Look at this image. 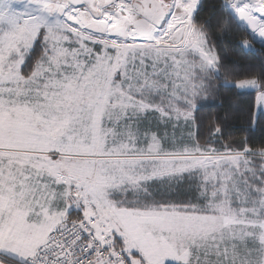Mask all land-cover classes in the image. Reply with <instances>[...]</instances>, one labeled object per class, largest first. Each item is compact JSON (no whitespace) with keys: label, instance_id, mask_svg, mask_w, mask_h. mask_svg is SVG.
<instances>
[{"label":"snow or ice","instance_id":"snow-or-ice-1","mask_svg":"<svg viewBox=\"0 0 264 264\" xmlns=\"http://www.w3.org/2000/svg\"><path fill=\"white\" fill-rule=\"evenodd\" d=\"M198 3L0 0V264H264V144L197 132L222 79ZM219 8L264 54V0ZM229 78L264 124V79Z\"/></svg>","mask_w":264,"mask_h":264},{"label":"trees","instance_id":"trees-1","mask_svg":"<svg viewBox=\"0 0 264 264\" xmlns=\"http://www.w3.org/2000/svg\"><path fill=\"white\" fill-rule=\"evenodd\" d=\"M220 0H199L193 15L196 25H203L211 36V42L215 45L221 62L222 79L211 81L215 90L212 94H203L195 103L193 112L197 122V132L204 134L210 118L218 117L224 124L220 143L243 140L248 137L252 144H264V124L257 125L254 129L251 125H245L240 116L247 112L251 106L255 90L242 91L233 85L235 80L229 78L225 84L223 79L225 72L234 78H250L258 76L264 79V54L258 42L253 44L252 50L240 46L239 33H233L231 38L221 40L215 35L213 17L220 12ZM38 49H34L32 56ZM32 56L26 62L28 70H31ZM254 110V109H253ZM230 113L233 119L223 121L225 113Z\"/></svg>","mask_w":264,"mask_h":264},{"label":"rangeland","instance_id":"rangeland-1","mask_svg":"<svg viewBox=\"0 0 264 264\" xmlns=\"http://www.w3.org/2000/svg\"><path fill=\"white\" fill-rule=\"evenodd\" d=\"M196 10V9H195ZM194 15V14H193ZM258 40V39H257ZM238 90H242V91H250V90H253L251 88H248V89H238Z\"/></svg>","mask_w":264,"mask_h":264},{"label":"crops","instance_id":"crops-1","mask_svg":"<svg viewBox=\"0 0 264 264\" xmlns=\"http://www.w3.org/2000/svg\"><path fill=\"white\" fill-rule=\"evenodd\" d=\"M196 9V8H195ZM194 12H195V10H194ZM194 14V13H193ZM258 40H259V38H257Z\"/></svg>","mask_w":264,"mask_h":264}]
</instances>
